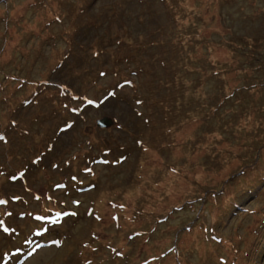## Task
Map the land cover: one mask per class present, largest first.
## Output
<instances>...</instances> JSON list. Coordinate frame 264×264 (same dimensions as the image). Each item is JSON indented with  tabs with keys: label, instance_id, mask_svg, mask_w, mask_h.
Here are the masks:
<instances>
[{
	"label": "rangeland",
	"instance_id": "374dc122",
	"mask_svg": "<svg viewBox=\"0 0 264 264\" xmlns=\"http://www.w3.org/2000/svg\"><path fill=\"white\" fill-rule=\"evenodd\" d=\"M0 264H264V0H0Z\"/></svg>",
	"mask_w": 264,
	"mask_h": 264
},
{
	"label": "water",
	"instance_id": "95a60500",
	"mask_svg": "<svg viewBox=\"0 0 264 264\" xmlns=\"http://www.w3.org/2000/svg\"><path fill=\"white\" fill-rule=\"evenodd\" d=\"M112 121L108 117L101 118L100 120L96 121V125L99 127H107L111 125Z\"/></svg>",
	"mask_w": 264,
	"mask_h": 264
},
{
	"label": "snow or ice",
	"instance_id": "6c2138e0",
	"mask_svg": "<svg viewBox=\"0 0 264 264\" xmlns=\"http://www.w3.org/2000/svg\"><path fill=\"white\" fill-rule=\"evenodd\" d=\"M91 103V102H90Z\"/></svg>",
	"mask_w": 264,
	"mask_h": 264
}]
</instances>
